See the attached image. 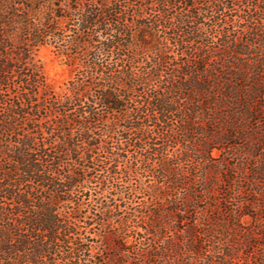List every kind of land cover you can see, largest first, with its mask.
Returning a JSON list of instances; mask_svg holds the SVG:
<instances>
[{
    "label": "trees",
    "instance_id": "obj_1",
    "mask_svg": "<svg viewBox=\"0 0 264 264\" xmlns=\"http://www.w3.org/2000/svg\"><path fill=\"white\" fill-rule=\"evenodd\" d=\"M0 264H264V0H0Z\"/></svg>",
    "mask_w": 264,
    "mask_h": 264
},
{
    "label": "clouds",
    "instance_id": "obj_2",
    "mask_svg": "<svg viewBox=\"0 0 264 264\" xmlns=\"http://www.w3.org/2000/svg\"><path fill=\"white\" fill-rule=\"evenodd\" d=\"M34 55L42 67V74L47 85L62 99L68 94L67 82L71 78L65 58L58 55L51 45L40 46Z\"/></svg>",
    "mask_w": 264,
    "mask_h": 264
},
{
    "label": "rangeland",
    "instance_id": "obj_3",
    "mask_svg": "<svg viewBox=\"0 0 264 264\" xmlns=\"http://www.w3.org/2000/svg\"><path fill=\"white\" fill-rule=\"evenodd\" d=\"M56 50V49H55ZM57 54H58V52H57ZM58 55H60V54H58ZM65 61H66V67L69 69V71H70V79H69V81L67 82V86H68V83L74 78V70H75V65L74 64H70L69 62H67V60L65 59ZM219 152L218 151H214V153H213V156L214 157H216V158H218L219 157ZM214 174H215V172L213 173L212 171H211V173H210V177H212V176H214ZM226 190V187H224L223 185L222 186H219V192L220 193H223V192H221V191H223V190ZM224 193H225V191H224ZM99 238H97V240H98ZM100 240V239H99Z\"/></svg>",
    "mask_w": 264,
    "mask_h": 264
}]
</instances>
